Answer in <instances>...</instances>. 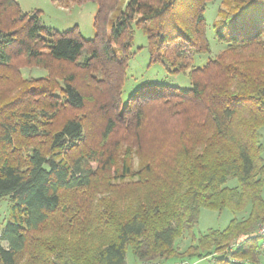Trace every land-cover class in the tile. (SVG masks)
Returning <instances> with one entry per match:
<instances>
[{
	"label": "trees",
	"instance_id": "trees-1",
	"mask_svg": "<svg viewBox=\"0 0 264 264\" xmlns=\"http://www.w3.org/2000/svg\"><path fill=\"white\" fill-rule=\"evenodd\" d=\"M55 1L96 2L95 35L0 0V264H126L129 247L140 264H264V0L221 1L226 47L203 66L213 0ZM137 30L150 64L187 72L190 88L145 81L123 101ZM34 67L45 75H24ZM227 207L244 214L193 231L202 208Z\"/></svg>",
	"mask_w": 264,
	"mask_h": 264
},
{
	"label": "rangeland",
	"instance_id": "rangeland-1",
	"mask_svg": "<svg viewBox=\"0 0 264 264\" xmlns=\"http://www.w3.org/2000/svg\"><path fill=\"white\" fill-rule=\"evenodd\" d=\"M22 10L30 12L34 9H38L41 12V21L44 25L52 27L57 30H68L75 25H78L83 34L91 38L95 35V28L93 25L94 16L97 11V3L88 1L83 4H76L71 6L60 5L55 0H17ZM222 0H213L209 3L205 17L209 23L207 37L210 42V51L207 53L197 54L194 58L195 66H203L208 60L215 58L225 47L224 43H220L215 39L214 29L212 27L213 21L218 17V9L221 6ZM147 37L141 31H136V38L132 51L137 53L131 57L128 68V78L123 88V101L125 102L128 96L134 92L137 88L143 86L145 81H156V84H168L172 86H178L180 88H190L192 86L191 80L187 72L170 73L161 63L150 64V54L146 48ZM142 47L141 49H139ZM23 72L25 76H40L45 75L46 71L37 67L24 68ZM1 94V91H0ZM262 135V143L264 146V126L260 129ZM264 157V152H263ZM226 185L234 187L238 185L236 178H229ZM262 196L264 198V185L262 190ZM244 214L242 212H233L230 208H225L219 212L209 208H202L200 214V220L194 227L193 231L199 235L206 232L210 228L224 229L229 224L233 217L241 218ZM10 216V205L7 199L0 200V232L3 223ZM264 223H261L263 225ZM260 242V240H259ZM3 244L6 242L2 241ZM191 244V236L189 232H185L183 236L175 241V247L179 251H184ZM218 254L215 256H209L207 258H198L197 256H185L180 257L178 255L172 256L168 259L161 261L159 264H222L217 259ZM232 259V258H231ZM261 262L264 263V253L261 255ZM126 264H140L138 258L133 254L132 249L129 247L126 255Z\"/></svg>",
	"mask_w": 264,
	"mask_h": 264
},
{
	"label": "built area",
	"instance_id": "built-area-1",
	"mask_svg": "<svg viewBox=\"0 0 264 264\" xmlns=\"http://www.w3.org/2000/svg\"><path fill=\"white\" fill-rule=\"evenodd\" d=\"M256 236L260 238V246H264V224L256 230Z\"/></svg>",
	"mask_w": 264,
	"mask_h": 264
},
{
	"label": "bare ground",
	"instance_id": "bare-ground-1",
	"mask_svg": "<svg viewBox=\"0 0 264 264\" xmlns=\"http://www.w3.org/2000/svg\"><path fill=\"white\" fill-rule=\"evenodd\" d=\"M259 240H260V238H259ZM260 249L264 251V246L261 245V246H260Z\"/></svg>",
	"mask_w": 264,
	"mask_h": 264
}]
</instances>
